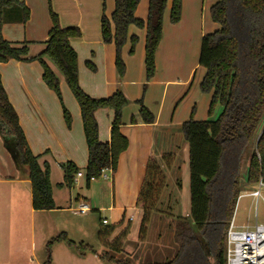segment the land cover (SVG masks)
Wrapping results in <instances>:
<instances>
[{
    "label": "trees",
    "instance_id": "trees-1",
    "mask_svg": "<svg viewBox=\"0 0 264 264\" xmlns=\"http://www.w3.org/2000/svg\"><path fill=\"white\" fill-rule=\"evenodd\" d=\"M167 0H148L145 20L135 17L139 0H114L111 17L101 15L100 25L105 42L116 46L115 67L120 80L125 64L120 49L127 37V28L133 23L145 26V72L149 79L154 72V54L162 35V16ZM181 0H171L170 20L180 17ZM30 10L22 0H0V62L10 59L25 61L26 42H11L3 38L5 23H25ZM52 26L44 41L45 48L37 58L43 67L42 78L60 99L58 78L42 59L49 56L61 71L80 108L81 120L87 145V164L84 169L88 186L92 177H98L102 168L114 171L119 154L128 146L121 133V114L128 103L118 88L104 98H94L85 93L78 84L76 53L71 47V37H78L77 27H63L57 15L50 9ZM213 22L218 29L201 38L198 64L205 69L200 90L211 92L209 116L217 106L221 112L216 119L194 120L190 118L181 125L184 140L188 144L189 167V223H184L176 234L178 252L165 264H225L226 232L239 196L240 185L236 173L249 144L256 139L255 149L248 157L245 172L246 184L264 182V129L257 136V125L264 113V0H218L210 7ZM132 42L135 36H132ZM139 117L144 123H152L153 115L141 99ZM99 108L113 111L109 141L98 139V126L94 113ZM66 125L70 115L63 108ZM130 123H137L134 116ZM0 136L4 147L11 154L17 168L26 173L31 183L32 207L34 210L54 208L52 187L49 179V164L38 161L29 148L18 116L10 103L0 77ZM175 154L165 153L158 160L150 156L145 167L144 179L136 199L141 209L139 237L143 239L152 214L157 210L160 195L166 185L165 169L174 162ZM63 182L71 187L74 176L80 170L73 162L61 164ZM180 187V179L176 178ZM186 221V220H185ZM190 224H193L192 227ZM119 225V224H118ZM115 225L101 226L98 238L105 251L118 252L128 235L126 226L118 236L110 240ZM73 244L64 233L52 241ZM84 253L87 246L77 245ZM111 261L115 258L106 255ZM119 262V261H117ZM43 264H51L49 257Z\"/></svg>",
    "mask_w": 264,
    "mask_h": 264
},
{
    "label": "crops",
    "instance_id": "crops-1",
    "mask_svg": "<svg viewBox=\"0 0 264 264\" xmlns=\"http://www.w3.org/2000/svg\"><path fill=\"white\" fill-rule=\"evenodd\" d=\"M22 1L30 10L29 19L25 23L3 24L1 29L3 38L11 42H20L19 40L22 39L30 40V38L35 40L32 39L34 36L39 38L37 40H46L51 28L46 0ZM111 1L114 5V0ZM51 4L53 10L59 15L63 27L72 25V19H75L76 24L81 27L83 39L81 38L79 42L73 41L72 45L74 47L86 45V48L95 50L93 60L98 64V69L92 74L86 73L87 79L84 83L86 85L85 87L82 85L85 92L95 97L114 93L117 77L113 66V48L111 45L101 43L98 34L104 0H51ZM147 10L148 0L146 8L137 5L135 17L145 20ZM213 23L216 25L214 30L218 29L219 25ZM191 24H194V19ZM129 32L131 33L129 35L137 33L139 40L145 43L144 28L138 31L132 28ZM200 34L202 35V32ZM87 36L93 37V40L87 41ZM164 37L165 32L161 35L162 41ZM159 50L160 47L157 48L156 60L160 67V61L157 59ZM137 55L140 57V53ZM133 59L134 57L125 56V72L123 77L118 79L122 92L131 101L123 107L121 114L123 125L120 131L127 138L128 146L119 154L116 169L110 170L111 175L107 174L106 180H109V183L106 184L107 188L104 193L105 203H102L94 192H90L92 186L90 182L88 186L86 185L84 176L77 179L71 187L60 185L63 182L62 163L73 162L82 172L87 164V145L79 105L77 109L69 94H67L68 100L64 98L65 102L70 105L72 113L71 125L67 127L63 121L60 105L40 79L42 69L38 63H26L15 59L0 62L2 85L17 113L29 148L33 154L39 155L38 161L41 164L43 162L49 164V179L54 201L53 209H33L30 180L26 173L17 168L11 154L3 147L0 136V264H43L48 257L51 258V264H114L113 261L101 260L99 256L100 252L105 251L98 238V231L102 225L116 226L110 240L118 236L126 226L129 227L128 235L120 251L115 253L133 255L140 249L142 255L136 260L137 264H165L177 254L178 249L170 260L158 261L160 249L157 246L160 243H157L155 238L153 240L149 233L145 239L139 240V227H135L130 233V223L134 219L129 217L126 224L123 223V219L126 210L135 207L139 211L138 216L141 221V209L136 205V199L144 179L148 158L154 156L160 160L163 154L173 153L175 154L174 162L169 169H165L166 185L160 195L157 210L151 218L154 215H160L173 222V231L169 235L173 241L182 225L189 221L188 144L178 130L179 128L172 126V122L179 102L184 97L182 96L184 87L189 85L194 78L199 64L194 63L184 76L176 78L167 77L166 73L169 70L164 69L162 77L156 74L142 88L144 72L139 62L136 67H133L134 64L130 63ZM192 72L194 74L191 77ZM139 99L152 113L154 118L152 123L147 124L141 121L138 115L140 105L137 100ZM205 103L206 101L199 100L201 107H205ZM106 111L105 114L99 110L95 111L98 139L101 142L110 139L112 115L109 109ZM132 116L135 117L137 123H130ZM176 132L177 135H174ZM177 177L180 179V187L176 183ZM83 183L88 191L82 189ZM81 200L86 201L99 215L95 233L99 246L96 250L93 249L91 254L88 251L81 253L78 249L72 252L70 247L63 246L60 249L66 251L65 263H60L53 250L46 252L42 250V247L48 238L54 236L53 234L64 233L69 239L67 234L70 233L65 229L66 225L61 222L63 221L62 213H71L72 207ZM105 213H108L111 223L107 220ZM103 219L106 220V224L102 223ZM190 225L194 227L193 224ZM83 235L85 236L82 231V237L78 241L71 240L74 247L77 248V244H82L91 248L88 243H85ZM160 237L162 235L158 238ZM130 239L136 242L137 248L133 249L135 246L130 244ZM116 264H133V262L121 260Z\"/></svg>",
    "mask_w": 264,
    "mask_h": 264
},
{
    "label": "rangeland",
    "instance_id": "rangeland-1",
    "mask_svg": "<svg viewBox=\"0 0 264 264\" xmlns=\"http://www.w3.org/2000/svg\"><path fill=\"white\" fill-rule=\"evenodd\" d=\"M216 1L217 0H181L180 17L177 22H172L170 20L171 0L166 1V6H165L163 16H162V33L165 32V37L163 41L162 39H160L159 44L157 46V48L160 47L159 57L157 59L160 61L159 64L161 65L159 67L157 60H156V53H157V49H156L155 54H154V72H153V75L149 79L146 78V72H145V64H144L145 52H144V47H143L144 41L139 40L137 33H133V35H129L130 33L129 31L132 28H134L135 31H138V30H142L143 28L145 29V26L141 27L133 23L129 24L127 28L126 40L124 41L120 49V57L122 61L124 62V64H125V56L134 57V59L130 61V63L134 64L133 67H136L137 62L140 63L141 69L144 72V75H143L144 81L142 82V85H143L142 88H144L147 82L151 80L156 74L162 77L163 72H165L164 69L167 70L168 68L169 70V71L167 70L168 73H166L167 77L176 78V77L184 76V74L188 72V70L194 65V63L196 62L198 63V55H199L201 37L206 33L212 32L214 28L216 27V25L213 23L211 16H210V5H212ZM46 2H47V14L49 16V20L52 26L50 9L57 15L58 20H59V15L53 10L51 0H46ZM138 3H139L138 4L139 7L140 6H143L144 8L147 7V0H139ZM112 7H114V5L111 0L109 2L104 0V9L102 13H104L107 18L111 17ZM190 19H191V22H192V19H194V24H191V22L189 23ZM72 20H73L72 21L73 24L69 25V27H77L80 31V35L78 37H71L69 40V43L76 53V68H77L78 84L81 87V89L85 92V89H83V86L86 85L84 84L86 83V79H87L86 73L92 74L94 72H97L98 64L93 60L94 55H95V50L86 48V45H77L75 46L76 48L72 45L73 41L79 42L83 39V32L81 30V27L78 24H76L75 19H72ZM59 23H60V20H59ZM98 25H99V33H98L99 40L101 41V43L105 45H111L113 48V66L115 69V75L117 77L118 74H117V70L115 67L116 46L113 41L105 42L103 40L100 22ZM201 32H202V35L200 34ZM132 36H135L136 38L134 42H132V38H131ZM32 39H35V40H31V38L30 40L28 39L19 40L20 42H26L28 45L27 57L29 59L22 61V62H26V63L36 62L41 66L42 72L40 75V79L42 80L47 90L50 91L54 100L57 101V104L60 105L62 116H63V121L65 125H66V122L64 119V115H63V108H65L68 111L70 115V125H71L72 113H71L70 105L67 102H65L64 98L66 97V100H68L67 94H69V96H71V98L73 99L78 109L77 100L75 99L61 71L56 66V64L53 62V60L49 56L43 55L42 59L48 65V67L52 70L54 75L58 78L60 99L58 98L55 91L46 85V83L44 82L42 78L43 67L39 59L37 58L38 54H40L45 48V43H44L45 40H37L39 39L37 38V36H34V38ZM91 39L93 40V37H89V36L86 37L87 41H91ZM139 53H140V57L139 55H137ZM161 56H162V60H161ZM197 67L198 69L195 72V74L193 72L191 74V77L194 74V78L192 79V81H190L189 85L184 87L183 94H182V96L184 97L179 102L178 108L174 115V120L172 122V126L173 127L177 126L179 128L178 130L181 133H182L181 125L186 120H189L190 118L194 120H200V121L216 119L221 112V106H217L212 116L211 117L209 116L208 110H209V104L211 100V92H203L200 90V83L203 77L202 74L205 73V69L199 65H197ZM61 86H63V89H61ZM118 88L122 91L121 83L117 77L116 86H115L114 91H116ZM110 95L111 94L109 95L104 94L99 97H95L91 95L90 96L94 98H104ZM200 99L202 102L206 101L205 107H201L199 105ZM127 100H128V103L131 102L129 99ZM106 109L108 110L109 108H99L96 111L99 110L100 112H102V114H105V112H107ZM109 110L111 111V115H112L111 120H112L113 111L111 109ZM94 116H95V113H94ZM174 129H177V128H174ZM263 129H264V113H263L261 120L259 121L257 125V136ZM173 131H176V130H173ZM174 135H177V132ZM255 144H256V139H254L249 144L247 153L243 156L239 164L238 171L236 173V176H238L239 178L238 184L241 186L238 192L240 197L237 198L235 210L233 213L234 224L236 226H238L239 224L243 226L253 225L256 222H262L264 219L262 201L261 200L259 201L258 214L254 216V198L248 195L250 191L258 188L257 184L248 185L245 182V172H246V168L248 165V157H249L250 152L255 149ZM106 173L108 175H111L110 170H108ZM108 183H109V180H106V178H103L101 175H99L98 177H92L90 179V185L92 186V188H90V192L91 191L94 192L102 203H105L104 193L107 188L106 184ZM82 189L84 191H88L87 190L88 188L86 187V185H84V183L82 185ZM261 193L262 195H264L263 188L261 189ZM87 195H88V192H87ZM138 212L139 211L135 207H133L132 209H127L126 214L124 215L123 223L125 224L127 223L129 217L134 219L130 223V233L133 232L135 227H140L141 221L139 219ZM105 214L107 215L106 216L107 220L109 221V223H111L110 217H108V213H105ZM98 218H99V215L97 211L94 210V208L91 206V210L88 211V213L84 215L77 214L73 210L71 213H67V214L62 213L63 221L61 220V222L64 225H66L65 227L67 228L65 229H67L70 233V234H67V236L69 237V240L75 239L74 241H78V239L82 237V231H83V233L85 234V236L83 235L85 239V243L86 244L88 243V245L91 247V248H87L88 250L86 249L85 252L88 251L91 254L92 251L96 250L99 246V243H98V240L95 234L96 227L98 224ZM172 227H173V222L166 218L161 217L160 215H154V217L150 219V222L147 227L146 235L143 239H145L149 233V235L152 236L153 240L155 238L156 239L155 241H157V243H160V245L157 246V248L160 249L158 261H166L165 259H167V261L170 260V258H172L175 255L178 249L176 238H175V241H176L175 242L169 236L172 234V231H173ZM53 235L54 236H51L50 238H48L44 247H42V250H45L46 252H50L51 250H53L55 255H57L60 263H65L66 251L65 249H60V248H63V246H68L70 247L72 252L73 250H77V248L76 246L74 247L73 244L68 245V243L63 240L62 241H52L53 238L56 236L55 234ZM159 235L160 236L162 235V237L158 238ZM138 238L139 240H143L139 237V232H138ZM135 243L136 242H133L130 239V244L135 246L133 247V249L137 248L136 247L137 244ZM59 244H62V245H59ZM106 255H110V257L115 258L114 260H111L113 261L114 264H116L117 261H121V260L133 262V264H137L136 260L141 258L142 254H141L140 249H138L133 255H129L128 253L118 254L110 250L99 253L101 260H104L105 262L107 261ZM211 264H214V263L211 261Z\"/></svg>",
    "mask_w": 264,
    "mask_h": 264
},
{
    "label": "built area",
    "instance_id": "built-area-1",
    "mask_svg": "<svg viewBox=\"0 0 264 264\" xmlns=\"http://www.w3.org/2000/svg\"><path fill=\"white\" fill-rule=\"evenodd\" d=\"M108 170L110 169L102 168L100 175L103 178H107L106 172ZM83 176L84 173L79 170L74 176V183ZM257 186V189H253L248 193L249 196L254 198V216L258 214V203L260 200L264 211V195L261 193V189H264V182L259 179ZM72 210L77 214H84L91 210V206L86 201L81 200L72 207ZM102 223L106 224V220L103 219ZM225 264H264V219L262 222H256L252 226L241 227L236 226L232 218L226 232Z\"/></svg>",
    "mask_w": 264,
    "mask_h": 264
}]
</instances>
